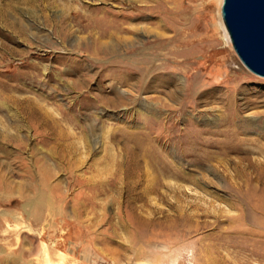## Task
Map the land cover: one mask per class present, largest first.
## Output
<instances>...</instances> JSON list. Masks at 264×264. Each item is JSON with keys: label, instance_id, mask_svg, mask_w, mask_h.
<instances>
[{"label": "rangeland", "instance_id": "obj_1", "mask_svg": "<svg viewBox=\"0 0 264 264\" xmlns=\"http://www.w3.org/2000/svg\"><path fill=\"white\" fill-rule=\"evenodd\" d=\"M222 3L0 0V264H21L14 261L20 256L46 264V253L52 264H166L192 245L198 264H258L234 247L246 237L241 229L237 238L235 218L264 216L252 207L247 186L264 184L262 170L223 165L217 146L207 147L209 159L202 160L204 147L181 148L190 132L182 118L166 132L175 135L172 142L157 143L160 126L143 105L154 107L161 96L177 107L179 100L166 95L173 84L162 77L172 72L175 81L204 86L198 104L186 107L199 118L189 129L216 130L221 98L233 87L237 103L254 101L241 117L264 110V77L235 52ZM185 16L194 25L179 37ZM183 49L190 55H180ZM114 89L124 94L120 106L96 102L114 97ZM181 99L192 100L191 93ZM202 114L210 125L202 124ZM123 127L132 136L122 135ZM259 133L254 128L239 137L264 142ZM258 155L251 156L264 162ZM163 165L169 173H161ZM256 226L264 233V225ZM260 238L256 247L264 246Z\"/></svg>", "mask_w": 264, "mask_h": 264}, {"label": "bare ground", "instance_id": "obj_2", "mask_svg": "<svg viewBox=\"0 0 264 264\" xmlns=\"http://www.w3.org/2000/svg\"><path fill=\"white\" fill-rule=\"evenodd\" d=\"M223 4V3H222ZM221 15H222V8H221ZM223 19V18H222ZM183 21L182 24H184V27L179 30L180 32L178 33V36L185 33L187 30V28L191 29L192 26L194 25V23L192 25H190V20L189 18H187V16L183 17ZM162 22V21H161ZM224 23V22H223ZM99 24V23H98ZM164 25V24H163ZM162 25V26H163ZM225 26V24H224ZM226 28V27H225ZM227 31V29H226ZM160 33V32H159ZM228 33V31H227ZM164 35V34H163ZM170 35V34H169ZM168 35V36H169ZM229 35V33H228ZM177 36V37H178ZM180 37V36H179ZM230 37V36H229ZM200 37H195V39H198ZM181 39V38H180ZM170 40V39H169ZM173 40H177L176 37ZM160 46L165 47L167 46V42H165L163 39H160ZM181 43L183 44L185 42V40L181 39L180 40ZM231 41V40H230ZM100 48H102V46H99ZM98 47V48H99ZM107 48V47H106ZM111 47L108 46V49H110ZM190 50V49H189ZM116 51V50H115ZM189 56L190 54L188 53V49H183L180 52V55L184 56ZM185 59V58H184ZM183 60V59H182ZM180 64V63H179ZM122 77L121 75H117ZM164 76V81H166L167 83H171L173 84V88H171L170 90H168V92H166V95L170 98V99H178L179 102L177 104V107H175L174 105L168 103V101L166 102L164 98H162L161 96H158L155 98L156 100V106L151 107L149 105L143 104L144 107L149 108L150 110L148 111L149 113H151V115L153 116V118L151 119H156L154 121L155 124H158V127L160 126V129L157 130V133L154 137V141H156L157 143H161L163 139H165L166 137V141H170L172 142V138H174L175 135H171V134H167L166 136V132L168 130L169 127H171L172 123H175V125L177 124V119H185L186 121H189L188 124H185V127L183 128V130H188L190 131L189 133H187L188 138H186L184 140V142L182 143V145L180 146L181 148L185 147H189L190 151H195L198 148H202V153L199 154L197 156V158H200L202 160V157H208L209 155V150L207 149V147L209 146H217L221 152H222V163L223 161L228 163L229 165H235L236 168L239 167L240 169L243 167L244 169L249 168V167H255V168H259L262 170V174H264V162L260 159V158H256L254 156H251L253 154L257 155L259 154L260 156H263L264 158V142L260 140V136L257 137H239L240 133H243V131L245 130H251L254 128H258L260 129V135L262 134V132H264V110H260L257 112L256 116H252L249 118H243L240 116V113L242 112V110L246 107H248L250 104H252L254 101H252L251 99H248L246 97H242L243 101L241 103H237L235 100V89L236 88H231L229 89V95L227 94V96L222 97L221 98V103H223V106L225 105V107L223 108L221 114L219 115V117L217 119H219L218 122L214 123V125L217 127L216 130H208L207 128H202L200 131L199 130H192V128H188L189 126H193L195 127V124L193 122V120L191 119H199L196 117H193L187 112L186 107L191 106L194 107L198 104V102L200 100H197L196 96L198 94V92L200 91V89L202 87H204L202 85V83H194L193 86H188V84L182 80L181 78L176 79L177 81H175V76L172 72H167L166 74L162 75V77ZM145 80V77H144ZM144 82V81H143ZM143 84V83H142ZM146 84V83H145ZM1 85V84H0ZM2 86V85H1ZM0 86V87H1ZM144 87V86H142ZM188 91L191 93V97L192 100H183L181 99V96L188 93ZM3 95V94H1ZM113 95L114 97L110 98L109 96H103L100 98V102L97 100V103H100L101 105L103 104H112L114 106H120V104H122L124 101V94H122L121 91H119L118 89H114L113 90ZM204 94H200V96H203ZM12 96V95H10ZM14 96V95H13ZM12 96V97H13ZM2 99V98H0ZM34 99V98H33ZM185 99V98H184ZM17 100V99H16ZM35 100V99H34ZM27 101V100H26ZM39 101V100H38ZM203 101V100H201ZM34 102V101H33ZM37 102V100H36ZM40 102V101H39ZM38 102V103H39ZM32 103V102H31ZM30 104V106H32L33 104ZM42 103V102H41ZM146 103V102H145ZM175 103V102H174ZM40 104V103H39ZM2 105V104H1ZM26 105V104H25ZM179 105V106H178ZM29 106V107H30ZM40 106V105H39ZM28 107V108H29ZM35 107V106H34ZM20 108V107H19ZM25 108V107H24ZM27 108V107H26ZM27 108V109H28ZM41 108V107H40ZM30 109V108H29ZM28 109V110H29ZM33 109V108H32ZM31 109V110H32ZM145 109V108H143ZM26 110V109H25ZM146 111V110H145ZM30 112V111H29ZM48 113V112H47ZM179 113V114H178ZM33 114V111L30 113ZM245 116V115H244ZM143 117V116H142ZM246 117V116H245ZM211 118V117H210ZM200 119H204V122H202L203 125H210V120L206 117V115H201ZM212 119V118H211ZM213 120V119H212ZM53 122V121H52ZM198 123V122H197ZM60 124V123H59ZM205 126V127H206ZM20 127V126H19ZM118 131V130H117ZM119 131L123 134H125L126 136H132V131H128V128L123 127L121 129H119ZM182 131V130H179ZM191 132L193 133V135L191 136ZM58 133L61 135L63 133V128L62 126L60 127V130L58 131ZM65 134V133H64ZM200 134H205V136H203L202 138H200ZM208 134H216L217 136H219L220 138H214L212 136H207ZM182 132L181 134H179V136H182ZM223 137V138H222ZM137 138V137H136ZM135 139V138H134ZM200 141V142H199ZM178 141H176L177 143ZM136 143V141H135ZM165 141L161 144L164 146ZM248 144H255L254 146L256 147V150H253L249 147ZM138 145V144H137ZM248 145V147H247ZM253 146V148H254ZM138 148V146H137ZM234 152L237 154H240L243 156V158L248 159L247 163L243 162V160H236L234 158H231V156H229V152ZM257 153V154H256ZM258 155V156H259ZM162 156V155H161ZM230 157V158H229ZM164 158V157H163ZM157 159V158H156ZM206 159V158H205ZM209 159V157H208ZM207 159V161H208ZM165 160V159H164ZM245 161V160H244ZM162 162V160L160 161ZM168 163V162H167ZM169 164V163H168ZM225 163H223L224 165ZM244 164V165H243ZM162 165V164H161ZM170 165V164H169ZM243 165V166H241ZM174 167V166H173ZM172 167V168H173ZM217 167V165H216ZM224 167V166H223ZM175 168V167H174ZM234 168V167H233ZM235 168V170H236ZM251 168V169H252ZM224 169L226 170V167H224ZM243 169V170H244ZM161 173L162 174H167L170 172V168L168 166H162L160 168ZM175 170V169H174ZM177 170V168H176ZM242 170V169H241ZM239 170V172L241 171ZM248 170V169H247ZM257 170V169H256ZM246 171V170H244ZM147 172V171H146ZM145 172V174H147ZM149 172V171H148ZM157 172V171H156ZM253 173V172H252ZM251 173V174H252ZM149 174V173H148ZM240 174V173H239ZM245 174V173H244ZM258 174V173H257ZM152 175V174H150ZM171 175V174H170ZM184 175V174H183ZM241 175V174H240ZM248 175V173H247ZM149 176V175H148ZM155 176V175H154ZM152 177V176H151ZM249 177V176H248ZM255 177V176H254ZM148 178V177H147ZM159 178V177H158ZM249 179V178H248ZM247 179V180H248ZM259 179V178H257ZM261 179V178H260ZM263 179V178H262ZM150 179H148L149 181ZM157 180H161V179H157ZM256 180V179H255ZM257 181V180H256ZM164 182V181H163ZM261 182V181H260ZM149 183V182H148ZM157 183V182H156ZM169 183V182H168ZM263 183V181H262ZM162 184V182H161ZM160 184V185H161ZM253 183L247 185L250 187L249 190H251L254 193V202L252 205L253 208L259 209L261 210L260 214L263 215V211H264V184H255L252 185ZM156 185V184H155ZM164 186H166L163 183ZM162 185V186H163ZM169 185V184H168ZM161 187V186H160ZM167 187V186H166ZM169 187V186H168ZM174 187V186H173ZM173 187H170L171 189ZM156 188V187H154ZM153 188V189H154ZM162 188V187H161ZM175 188V187H174ZM145 190V189H144ZM156 190V189H155ZM179 190V189H178ZM147 191H152L151 188L147 187L146 189V193H148ZM160 191V190H159ZM170 191H174L170 190ZM157 192V191H156ZM183 192V191H182ZM163 195V194H162ZM165 196V195H164ZM160 199H163L162 196ZM166 199V198H165ZM164 199V200H165ZM30 200V199H29ZM50 200V199H49ZM31 201V200H30ZM42 203V202H41ZM36 207V206H35ZM34 207V208H35ZM41 209V208H40ZM39 209V210H40ZM38 210V211H39ZM37 211V212H38ZM259 213V212H258ZM36 215V214H35ZM36 219V218H35ZM40 220V218H38ZM235 223H236V233H237V238L239 237L238 234H240L241 229H243L245 232L246 237H243L242 241L237 240L236 239V244L234 245V247H239V252L241 255H247V258H253L256 257V262H258V264H264V246H260V247H256L255 242L257 241L256 236H261L264 237V233H258L260 232L261 229L257 228L256 224H260V225H264V216L260 215V218L258 220H255L252 217H248L246 219H244V214L242 215H238L235 218ZM256 226V227H255ZM248 227V228H246ZM262 239V241H264V238H260ZM244 242V246L242 247L241 243ZM245 243H248V246L245 245ZM47 255V253H46ZM44 255L43 260L46 264H52V262L49 259V256ZM238 255V254H237ZM20 256V255H19ZM240 256V255H239ZM209 257V256H208ZM246 257V256H245ZM241 257L239 258V260H241ZM249 260V259H248ZM14 261L16 262H21V264H28L23 257H16L14 258ZM217 261L214 260L213 264H217ZM146 264H148V262H146Z\"/></svg>", "mask_w": 264, "mask_h": 264}, {"label": "water", "instance_id": "obj_3", "mask_svg": "<svg viewBox=\"0 0 264 264\" xmlns=\"http://www.w3.org/2000/svg\"><path fill=\"white\" fill-rule=\"evenodd\" d=\"M222 18L241 61L264 77V0H223Z\"/></svg>", "mask_w": 264, "mask_h": 264}, {"label": "clouds", "instance_id": "obj_4", "mask_svg": "<svg viewBox=\"0 0 264 264\" xmlns=\"http://www.w3.org/2000/svg\"><path fill=\"white\" fill-rule=\"evenodd\" d=\"M166 264H198L196 246L185 247L178 254L171 256Z\"/></svg>", "mask_w": 264, "mask_h": 264}]
</instances>
